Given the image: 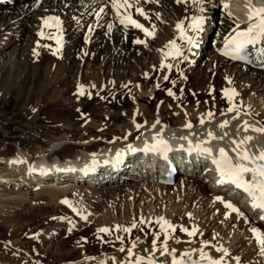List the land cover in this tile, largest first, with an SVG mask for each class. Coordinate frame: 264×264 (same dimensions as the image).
<instances>
[{"label": "bare ground", "instance_id": "1", "mask_svg": "<svg viewBox=\"0 0 264 264\" xmlns=\"http://www.w3.org/2000/svg\"><path fill=\"white\" fill-rule=\"evenodd\" d=\"M3 1L5 0H0V82L3 78H41L51 86L57 80H70L78 88L87 83L88 90L95 89L106 94L110 92V96L115 99L127 96L123 104L114 108L107 117L116 121L129 117L133 129H130L128 135L124 136V133L122 137L114 140L100 139L102 143L93 150L89 149L93 140L74 143L78 147L74 151L86 146L85 152L55 158L60 161L54 162L59 167L55 168L57 165H54L51 171L48 161L53 160L46 159L48 156L63 154L66 150L62 147L64 143H49L42 156L27 157L21 153L8 158L0 157V223L7 219L13 221L21 205H29L35 193L66 192L75 188L86 189L84 192L96 191L98 194L124 191L132 200L133 210H139L137 217H143L144 221L151 220L154 223L164 217L173 224L176 216L186 213L194 215L197 221L194 226L203 235L198 233L196 237H188L175 232L174 235L182 241H195L192 244H174L169 241L170 247L178 249L177 255L185 249L204 247L203 242L210 241L217 247L228 249V264H264V254L260 253L259 246L249 231L253 226L264 230V221L260 219L264 212L253 208L251 200L244 202L232 194L234 189L241 191L233 185L219 184L213 171L208 170V164L201 169V175L195 172L200 166L203 154L187 151L180 157L176 151L178 146L190 145L189 140L192 142L190 146L204 142L208 131H212L217 137L228 133L223 140H212L211 144L206 145L213 147L214 151L221 147L229 149L233 146L232 139L240 140L249 135L254 137L247 145L250 151L264 149V133L251 130L245 132L243 128L244 121L264 128V54L258 51L264 48V41L255 48L249 46L251 62L234 60L223 55L221 51L225 36L235 24L246 27L249 9L253 6L264 7V0H251V3L249 0H186L184 3H177L176 0L143 3L141 0L140 6L151 19H144L133 10L134 18L146 27L154 25L155 38L147 37L134 27L125 28L120 25L110 3L106 7L108 15L97 18L95 13L99 7L104 6V0H22L21 3L19 0H7L8 7ZM224 4H229L230 7L224 9ZM228 11H231L235 20L227 15ZM194 16H203L205 22L202 31L189 33L194 35L198 47L188 51L184 41L180 39L176 25L183 21L187 28ZM48 17H58L60 27H45L44 19ZM109 23L113 24L110 32L107 30ZM89 26H94L91 33L88 31ZM41 31H44L45 36L52 33L53 37L58 36L63 41L64 48L59 53L61 61L58 62L53 57L45 62L32 59L37 44H44L41 39L43 37L39 35ZM81 38L84 39L82 45L79 43ZM46 39L50 41L47 37ZM136 39L146 40L147 43L136 44ZM173 39L184 51L187 60L172 59L171 56L164 58L161 50L172 51L166 45ZM51 44L60 46L55 38ZM78 45L80 50L76 51ZM165 63L173 64V69H183L180 75H174L181 88L168 86L173 69L169 71L163 68ZM165 75L169 77L168 80H164ZM157 84L160 86L157 87ZM169 89L175 96L168 95ZM224 89H235L239 94L234 98L242 105L238 119L232 118L237 113L222 114L230 106L223 95ZM210 93L212 95L208 96ZM209 111L214 116L207 122ZM201 118L205 119L204 124L200 123ZM224 120L230 123L221 128L220 123ZM157 121L160 123L156 124ZM189 122L193 125L190 130L185 127ZM158 138L170 145L171 150L168 152L177 167L187 159V155L190 156L188 160L191 163H187L183 170L190 175L179 173L180 179L177 184L175 182L173 189L166 185L161 174L152 175L147 167H141L140 160L127 161L139 150L140 145L148 146ZM41 167L49 172L44 177L51 179H43V174L47 173ZM187 184L190 188H186ZM226 187L229 189L224 192ZM218 196L222 200L217 202ZM228 201L238 206L247 220L235 213L228 215L230 210L225 207V202ZM127 223H119L121 231L113 233L124 236L126 233L123 229L134 224L130 226ZM153 223L149 225L140 222L148 228ZM60 231L52 230L43 234V241L48 243L46 248L50 249L49 254L54 257V261L39 264H120L121 260L127 259L126 252L119 251L121 246L127 249L132 240L139 237L141 243L135 251L146 255L144 249L151 250L153 239L152 235L137 234L135 238L124 241L123 245L118 244L106 251L70 258L68 256L74 251H65L63 243L57 244L59 236L64 235ZM106 239L107 237L104 244ZM205 250L216 257L221 255L214 249ZM87 257L94 259H86ZM113 257L116 259L113 260ZM235 257L240 258L239 262ZM156 259L157 264L170 260L159 252L156 253Z\"/></svg>", "mask_w": 264, "mask_h": 264}, {"label": "rangeland", "instance_id": "2", "mask_svg": "<svg viewBox=\"0 0 264 264\" xmlns=\"http://www.w3.org/2000/svg\"><path fill=\"white\" fill-rule=\"evenodd\" d=\"M19 1L21 3L22 0ZM3 2L7 4V0ZM46 37L48 38L47 35L41 38L42 41L44 40V44H37V48L34 49L35 53L33 52L34 55L32 53L34 57L32 59L45 62L48 58L53 57L58 62L61 61L60 51L56 52L58 47L51 44L54 42V38H48L50 40L48 41ZM83 41L84 39L81 38L79 43L82 45ZM59 48L64 47L59 46ZM77 49L80 50V45L76 47V51ZM182 72L183 69L180 67L173 69L168 82L169 87L175 86L178 89L181 86L178 83L173 85L171 81H176L174 75H180ZM47 83L49 84L41 78L27 80L3 78L1 80V158H8L21 153L27 157L42 156L46 153L49 143L57 142L64 143L62 147L66 149L65 152L61 155L48 156L46 160H53L48 161L49 163L60 162L58 157L85 152L86 146L74 151L75 148H78L74 143L93 140L89 148L93 150L102 143L101 140H114V138H120L124 133L126 136L133 129L132 120L129 117L121 121L107 117L114 108L123 104L127 96L123 95L121 99L118 97L115 99V97L110 96V92L106 94L95 89H89V91L87 83L82 84L85 94L80 95V87L78 88L70 80H57L51 86H48ZM211 95V93L208 94V96ZM82 102L85 103L81 104ZM55 158L58 159L55 160ZM179 179L180 175H177L172 182H168L166 185H170L168 187L173 189ZM173 184L175 185L173 186ZM188 185L186 188H190ZM84 191L86 189L78 188L76 190L75 188L64 191L65 193L54 191H46L43 194L35 193L29 205H21L17 215L13 217L15 218L13 221L7 219L6 222L0 223V263L35 264L37 262L39 264L54 261V257L49 254L50 249L46 248L48 243L43 241V236L52 230L63 232L64 235L59 236L60 240L57 241V244L62 245L63 243L62 247L65 251H74L73 255L68 256L70 258L106 251L121 244L116 239L117 235L113 232L112 234H102L98 231L100 228L115 229V225L122 222H129L127 224L130 226L133 223L136 224L137 227L134 228L133 233H126L122 236L124 241L135 238L134 236L137 234L152 235L153 230H159V225L155 222L150 228L140 224L143 217H137L139 210H133L132 200L127 197L126 192L120 191L109 194H100L99 192L98 194L96 191ZM31 203L34 204H32L33 208H31ZM85 215L87 220L83 218ZM105 222L107 223L104 224ZM110 222L112 224H109ZM172 222L177 226L176 232L187 236L180 231V226L191 229L197 221L194 215L189 216L186 213L183 216H176ZM86 223L89 225L87 226ZM101 225L103 226L101 227ZM106 237V244H104Z\"/></svg>", "mask_w": 264, "mask_h": 264}, {"label": "snow or ice", "instance_id": "3", "mask_svg": "<svg viewBox=\"0 0 264 264\" xmlns=\"http://www.w3.org/2000/svg\"><path fill=\"white\" fill-rule=\"evenodd\" d=\"M143 3H152L158 2V0H142ZM177 3H184L186 0H176ZM251 3V0H249ZM110 3V7L115 11V14L118 18V22L120 25L125 28L131 26L136 29L141 30L147 37L155 38V26L146 27L139 20L134 18L133 10L135 14L143 17L144 19L150 20L151 17L147 14L145 9L140 6L141 0H104V6H101L96 11L95 15L97 18H101L102 16L108 15L106 11V7ZM230 7L229 4H224L223 8L228 9ZM250 15L247 17V26L241 27L239 23L235 24L230 32L224 38V44L221 49L222 54L225 56H229L234 60H245L251 62L252 53L249 50V46L255 48V46L264 41V7H251L249 9ZM227 15L235 20L231 11L227 12ZM157 18H159V14H157ZM205 22V18L203 16H194L191 18V23L185 28L183 21L178 22L176 25L177 30L180 33V39L184 41L185 45L188 48V51H191L193 48L198 47V42L195 39L194 35H190L189 33H197L202 31L203 24ZM44 26L47 28H59L60 20L58 17H48L44 19ZM94 26H89L88 31L91 33L93 31ZM113 28V24H107V30L110 32ZM41 37L45 36L44 31L39 33ZM48 38H55L57 44L61 47L63 46V41L58 37H53L52 33L48 34ZM136 44H146V40L136 39L134 41ZM167 48L172 51L163 52L164 58L167 59L171 56L172 59H181L187 60L188 57L185 55L184 51L177 44L176 40L173 39L168 42L166 45ZM35 51V50H34ZM60 48L56 49L58 53ZM261 54H264V48L258 50ZM56 54V53H54ZM38 55V53H37ZM87 55V53H85ZM155 67V66H154ZM163 68H167L169 71L173 69V64L165 63L162 65ZM147 75V74H146ZM186 78V77H185ZM169 77L167 75L164 76V80H168ZM173 85H175L176 81H171ZM160 85L157 84V87ZM94 87V85H93ZM181 89V93H182ZM83 85L80 86V95H84ZM168 95L175 96V93L172 92L171 89L168 90ZM223 95L229 102L230 106L227 108L225 113H237L232 118H239V109L242 105L236 101L234 98L238 96V92L235 89H224ZM214 116V113L209 111L207 113V122H210ZM205 119L201 118L200 123L204 124ZM160 122L157 121L156 124ZM228 120H224L220 123V127L224 128L229 125ZM139 128L140 125H137ZM156 125H153L155 128ZM186 129H192L193 125L189 122L185 125ZM243 128L245 132L249 130L264 133V128L256 127L255 125L249 124L248 121L243 122ZM195 135V133H192ZM159 135V134H158ZM228 135L227 132L224 133L223 136L217 137L215 133L212 131L207 132V138L204 142L197 143L191 147H189L188 151L191 153L192 151H196L200 154H205L212 157V162L216 167V170L219 175L218 183L219 184H230L236 187L237 189L246 193L251 201L252 207L255 209H259L264 212V149H257L256 152H252L249 150L247 145L254 139L253 136H245L243 139L237 140L232 139L231 144L233 145L231 148L226 149L224 147L219 148L214 151L212 147L206 146L211 144L212 140H223ZM184 139H188L184 137ZM191 141L189 140V144L191 145ZM170 145L167 141L163 139H157V143L152 145L149 148V151L162 152L167 153L170 151ZM229 153H232L230 155ZM218 201L222 200V197L216 198ZM67 203V201H65ZM225 207L230 210L228 215L235 213L240 217H244L247 220V217L243 211L240 210L238 206L228 201L225 202ZM79 214V213H78ZM191 216V214H189ZM87 220V216L83 217ZM260 219L264 221V214L260 216ZM141 223H147L151 225L152 221H144L141 220ZM159 225V230L152 231V241H151V250L148 248L144 249L145 254H140L135 251V249L141 243L140 238L137 237L132 240L131 244L126 249L121 246L119 251L122 253L126 252L127 259L121 260L120 264H157L156 253L159 252L161 256L169 257L170 260L167 262H160V264H228L226 257L230 256V253L227 248L223 246L217 247L212 244L210 241H204V247L200 248H189L180 251V254L177 255L178 249L175 247H170L169 241H172L174 244L187 243L192 244L194 240L182 241L180 238L176 237L174 234L177 230V226L173 225L166 218L160 217L157 221H155ZM137 225L133 224L130 228H124L123 231L125 233H131ZM101 233L111 234L113 231H121L119 225L116 228L109 229L107 227L100 228L98 230ZM180 231L187 234L188 237H196L200 230L198 227L193 226L191 229L180 226ZM249 231L253 234L256 243L259 246V251L261 254H264V230H261L258 227H250ZM163 236V239H161ZM86 239V238H85ZM117 240L121 242L123 245L124 238L122 236H117ZM205 249H214L216 253H220L219 257L211 254L210 251H206ZM86 259H94L91 257H87ZM113 260L116 258L113 257ZM237 262H239V257L234 258Z\"/></svg>", "mask_w": 264, "mask_h": 264}]
</instances>
